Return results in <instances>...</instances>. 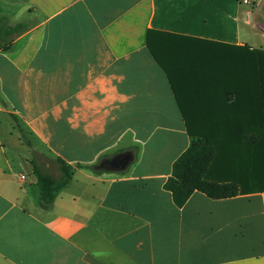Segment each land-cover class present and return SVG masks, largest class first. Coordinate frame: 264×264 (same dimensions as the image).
Segmentation results:
<instances>
[{
    "label": "crops",
    "instance_id": "crops-1",
    "mask_svg": "<svg viewBox=\"0 0 264 264\" xmlns=\"http://www.w3.org/2000/svg\"><path fill=\"white\" fill-rule=\"evenodd\" d=\"M263 5L0 0V18L24 27L0 50V264H264V191L195 192L179 208L164 189L188 125L252 108L257 90L220 74L264 49ZM127 152L125 171L102 167ZM41 156L75 169L52 201Z\"/></svg>",
    "mask_w": 264,
    "mask_h": 264
},
{
    "label": "trees",
    "instance_id": "trees-1",
    "mask_svg": "<svg viewBox=\"0 0 264 264\" xmlns=\"http://www.w3.org/2000/svg\"><path fill=\"white\" fill-rule=\"evenodd\" d=\"M23 31L21 24L13 26L0 18V50L10 49ZM243 51L234 61L231 59L230 80L224 83L226 73L220 74V85L254 87L257 91L253 92L252 108L239 111L240 117L233 110L223 111L222 116L226 118L222 121L229 124L188 125L191 145L174 162L172 174L164 184L179 208L184 207L195 192L222 200L250 191H264V49ZM214 75V78L206 77L207 82L214 80L217 84V73ZM58 163L59 179L44 174L34 163L42 193L51 201L70 184L75 173L74 167L63 159H58Z\"/></svg>",
    "mask_w": 264,
    "mask_h": 264
},
{
    "label": "water",
    "instance_id": "water-1",
    "mask_svg": "<svg viewBox=\"0 0 264 264\" xmlns=\"http://www.w3.org/2000/svg\"><path fill=\"white\" fill-rule=\"evenodd\" d=\"M254 20L257 24V27L261 30H264V5L260 9L258 15L255 17ZM133 160V154L131 152H127L120 154L110 160H107L102 167L107 170L123 172L128 168V166L133 162Z\"/></svg>",
    "mask_w": 264,
    "mask_h": 264
},
{
    "label": "rangeland",
    "instance_id": "rangeland-1",
    "mask_svg": "<svg viewBox=\"0 0 264 264\" xmlns=\"http://www.w3.org/2000/svg\"><path fill=\"white\" fill-rule=\"evenodd\" d=\"M261 33L264 34V30H261ZM264 44V43H263ZM255 46H258V45H255ZM264 46V45H263ZM25 135V134H24ZM29 137V135H27ZM34 158V157H33ZM43 159H46V158H43L42 156L41 157H38V158H35V162L40 166V168L42 169V172L44 174H47V175H50L56 179H59L60 176H61V170H60V166H58L56 163L54 162H42ZM49 165V166H48Z\"/></svg>",
    "mask_w": 264,
    "mask_h": 264
},
{
    "label": "built area",
    "instance_id": "built-area-1",
    "mask_svg": "<svg viewBox=\"0 0 264 264\" xmlns=\"http://www.w3.org/2000/svg\"><path fill=\"white\" fill-rule=\"evenodd\" d=\"M237 2L240 4V5H244L246 7H255L256 3H258V0H237ZM251 13H254L253 11H251ZM255 24L256 22L253 21ZM257 26V24H256Z\"/></svg>",
    "mask_w": 264,
    "mask_h": 264
}]
</instances>
